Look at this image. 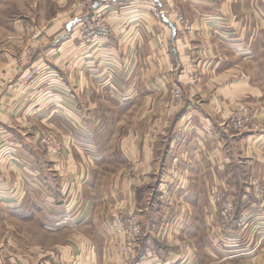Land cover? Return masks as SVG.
<instances>
[{
	"label": "crops",
	"instance_id": "obj_1",
	"mask_svg": "<svg viewBox=\"0 0 264 264\" xmlns=\"http://www.w3.org/2000/svg\"><path fill=\"white\" fill-rule=\"evenodd\" d=\"M7 1L0 0V139L27 153V161L39 162L24 131L11 122L50 121L55 115L44 107L56 101L64 137L73 144L60 161L61 191L48 180L43 199L25 200V220L51 240L26 242V257L0 255V264H264V0H158L157 7L177 27L174 44L162 18L141 16L151 4L117 2L123 18L113 21L107 49L78 38L95 13L90 8L76 16L88 17L62 39L73 19L58 15L43 24L38 18V26L12 23L3 13ZM178 14L189 30L178 23ZM33 31L40 34L37 43L30 39ZM39 65L47 68L46 80L35 89L27 77ZM195 75L198 82L192 85ZM53 84L60 89L52 97ZM174 85L184 90L182 107L168 98L154 126L111 131L110 140L100 144L95 107L103 101L139 103L138 120L146 122L152 119L149 105L168 96ZM243 105L251 130L238 135L225 125ZM180 128L190 143L176 141ZM8 162L7 184L17 196L19 169L14 160ZM103 169L122 172L107 178L106 192L94 194L93 171ZM70 170L75 183L67 178ZM167 189L170 203L162 195ZM228 200L230 213L223 205ZM134 218L142 234L131 242L113 224Z\"/></svg>",
	"mask_w": 264,
	"mask_h": 264
},
{
	"label": "rangeland",
	"instance_id": "obj_2",
	"mask_svg": "<svg viewBox=\"0 0 264 264\" xmlns=\"http://www.w3.org/2000/svg\"><path fill=\"white\" fill-rule=\"evenodd\" d=\"M7 1V0H4ZM27 1V0H26ZM36 1V6L39 5L40 7L48 9H33L31 6L32 3L25 2V0H9L6 4H4V12L10 16V22H14L15 20L20 21H29L35 26L37 24H43V22H52L55 18L57 19L58 15L63 17L62 19L69 20L74 19L76 16H79L81 12L84 13L85 10H89V8L93 5L95 1H102V0H34ZM151 7L148 9H141L143 19L147 17H153L156 21L162 18L161 12L157 7V4L154 0H145ZM24 3V4H22ZM25 5V8L22 7ZM15 9V7H17ZM103 8L95 10V13L91 15L84 23V26L78 32V38L87 46L90 45H98V48H109L106 45V42L110 40V37L114 34L115 27L113 21H116L118 18H123V11L120 8H116L113 2H108L102 5ZM92 12V11H91ZM81 13V14H83ZM138 13V12H137ZM80 14V15H81ZM151 14V15H149ZM139 13L137 14V16ZM121 16V17H120ZM139 16V17H141ZM177 16L181 17L183 20L182 25L185 29L189 30V25L185 19V17L181 14ZM60 17V16H59ZM145 17V18H144ZM114 19V20H113ZM32 21V22H31ZM84 21V20H83ZM140 21H138L139 23ZM43 27V26H42ZM169 27V26H168ZM3 35L5 32L3 31ZM153 38V37H152ZM30 39L34 40V43H37L40 39V34L37 31H33L32 36ZM100 44V45H99ZM31 56V54H29ZM116 66L119 67L120 64L114 63ZM148 64V63H147ZM137 69H139L138 65H135ZM107 67V65H106ZM120 68V67H119ZM144 68V65H142ZM118 69V68H117ZM47 71V68H44L42 65L36 66L31 73H29L27 79L31 83H35V89L39 88V85L46 79L44 78V74ZM120 71V70H119ZM129 70L127 69L126 73ZM118 72V71H117ZM114 76V75H113ZM122 78L120 75H116V81H120ZM132 77V75H131ZM55 80V79H54ZM57 80V79H56ZM132 80H129V84H131ZM198 82V76L195 75L191 83L192 85ZM55 83V82H53ZM57 84V83H56ZM53 84V91L52 97L57 96L59 93V86ZM126 86V85H125ZM41 87V86H40ZM119 88V87H118ZM106 91L103 90L101 93H105ZM123 90H116L118 96H121ZM146 94V91H143ZM180 92V93H179ZM184 90L180 86H173L170 90L168 96H163L158 98L149 105L147 111L148 116H151L152 119L146 120V122H141L138 120V115L140 109L142 110L141 105L138 103L136 105L132 104L129 106L123 105H113L110 102L103 101V104L100 106L95 107V115L96 118H99L100 121L96 124V130H98L97 135L100 144H105L108 140H110L106 135L111 131H119L122 132L126 129L136 130V129H148L155 125V120L161 117L162 111L167 110L166 106L168 103L174 102V105L177 106L176 108H180L184 105ZM109 99L111 98L110 95ZM149 96V95H148ZM105 97V96H104ZM107 97V95H106ZM118 99L117 97H115ZM170 100H167V99ZM108 100V99H107ZM109 101V100H108ZM113 100L111 99V102ZM102 103V102H101ZM107 103V104H106ZM245 107V105L241 106ZM51 110V114L53 116L52 120H22L21 122H11L14 126L18 129H22L24 131L25 138L29 141V144L32 145L34 148L33 157L38 158L39 162L36 160H32L29 162L26 160L24 156H27V153L21 154L15 150H12L10 145L11 140H7V138L0 139V255L1 258L6 260L12 259L14 257H26L28 253V247L26 242H35L40 243L43 241L49 242L50 237L49 235H43L42 232H35L33 223H27L25 220V215L27 214L25 200L27 199L28 195L35 196L36 198L43 199V194L46 193L45 189L47 185L45 182L49 183L52 182V189L56 190V192H60V182L62 172H64L63 167H60V161L64 157L65 152H69L70 148L73 144L72 141L64 137V123L58 121L59 117V106L58 103L52 102L49 107H44ZM44 108H41L42 111ZM124 108L125 113H121V109ZM246 108V107H245ZM10 109V108H9ZM7 109L5 112L8 113ZM247 109V108H246ZM11 110V109H10ZM14 109H12L13 111ZM241 108H239V113ZM48 111V110H47ZM158 112V114L156 113ZM14 112V111H13ZM38 113V112H37ZM55 117V118H54ZM60 118V117H59ZM250 119V115H249ZM73 120V119H72ZM239 121V120H237ZM236 120H229L225 125V129L233 128L236 129ZM6 124V123H5ZM7 125V124H6ZM75 125L70 126L69 130H75ZM79 130V129H78ZM182 128H180V132L175 136L176 141H178L182 145H186L190 143V137L183 134L181 132ZM238 135H244L247 132H239L237 131ZM114 144L117 143L118 138L115 137ZM52 155V158L49 157ZM14 160L17 164L18 176L15 178V182L18 183V194L16 196L17 190H15L11 185L7 184L6 177L8 173H10L9 169V161ZM115 168H117L115 166ZM119 169L117 170H94L93 177H94V189L93 193L102 195V193L106 192V180L107 178L117 176L118 173H121ZM127 175L130 172L129 168L124 171ZM134 171L133 173H135ZM67 178L70 183H75V174L74 171L70 170L69 175L67 173ZM60 189V190H59ZM14 190V191H13ZM75 189L71 192V196H73ZM66 194V192H65ZM162 195L165 196L164 199L166 202L170 203V196L168 189L162 192ZM41 200V199H40ZM28 205V204H27ZM225 211L226 206H231L233 209L232 202L225 201L223 203ZM29 206V205H28ZM22 212L24 214H22ZM41 218V217H40ZM39 218V219H40ZM132 220L136 221L139 227L140 234H142L140 224L138 221L134 219H128L127 221L124 219H116L113 226L116 229V233L119 235H123L125 229L128 228V223H132ZM38 221V220H37ZM133 221V222H134ZM30 227V228H27ZM28 232H30V236L28 237ZM138 238V237H137ZM137 238L135 240H137ZM133 242L132 238L129 239ZM27 247V248H26ZM30 247V246H29Z\"/></svg>",
	"mask_w": 264,
	"mask_h": 264
},
{
	"label": "built area",
	"instance_id": "obj_3",
	"mask_svg": "<svg viewBox=\"0 0 264 264\" xmlns=\"http://www.w3.org/2000/svg\"><path fill=\"white\" fill-rule=\"evenodd\" d=\"M160 14L163 15V12H161ZM177 21L179 24H183V20L181 17L177 16ZM180 93V92H179ZM241 110L239 113L237 114V117L235 118L236 120V129L239 132H249L251 129L250 127V121H249V110L246 109L245 107H240ZM239 120V121H237ZM256 129H258V127H254ZM226 212L230 213L232 212V208L231 206H226ZM132 220V223H128V228L125 229V231L123 232V235H126L127 237H131L133 241H136L135 239L138 237L139 238V234H140V229L138 227V224L136 221ZM137 238V239H138Z\"/></svg>",
	"mask_w": 264,
	"mask_h": 264
},
{
	"label": "water",
	"instance_id": "obj_4",
	"mask_svg": "<svg viewBox=\"0 0 264 264\" xmlns=\"http://www.w3.org/2000/svg\"><path fill=\"white\" fill-rule=\"evenodd\" d=\"M122 1H126V2H131L133 0H102V1H95L93 3V5L90 7V11H95L98 8H100L102 5H104L105 3L108 2H113V3H117V2H122ZM156 3H158V0H154ZM88 17V16H87ZM86 16H81V17H76L74 18L72 21H70L67 26H66V34L62 36V39L66 38L68 35H70L72 33V30L80 23L82 22L85 18H87ZM162 20L165 24H167L169 26V28L171 29V43L174 44L176 41V37H177V27L176 25L170 20L168 19L165 15L162 16ZM174 53L176 54V50L174 48Z\"/></svg>",
	"mask_w": 264,
	"mask_h": 264
}]
</instances>
